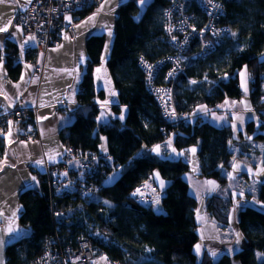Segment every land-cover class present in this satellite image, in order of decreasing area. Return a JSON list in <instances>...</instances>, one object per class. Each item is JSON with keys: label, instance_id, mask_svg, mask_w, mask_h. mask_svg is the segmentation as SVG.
<instances>
[{"label": "trees", "instance_id": "trees-1", "mask_svg": "<svg viewBox=\"0 0 264 264\" xmlns=\"http://www.w3.org/2000/svg\"><path fill=\"white\" fill-rule=\"evenodd\" d=\"M139 2L127 0L118 7L114 39L106 60L118 104L127 108L124 120L116 118L108 124L97 123L100 107L96 99L104 95L103 91L95 89L93 70L101 61L104 37L92 35L86 41L88 59L76 96L77 104L70 110L74 119L59 132L65 148L80 152H99L101 136H104L105 153L111 155L119 167V176L108 182L110 170L95 174L97 182L102 184L90 198H83L76 190L50 194L44 178L40 179L39 189L22 191L18 197L22 207L19 222L29 228L30 233L6 245L5 264H31L50 240L58 239L63 245L76 246V236L86 233L97 253H104L119 264H264V211L251 206L240 210L237 222L247 242L245 247L216 260L207 253L198 256L194 252L200 234L195 220L197 200L190 195L183 177L190 170L189 164L182 159L159 158L151 152V147L170 135L179 150L199 144L197 176L213 178L225 185L224 171L231 168V130L201 119L180 123L164 119L156 98L146 89V73L138 59L153 63L175 52L164 35V11L169 1L150 0L141 13ZM218 2L225 8L220 22L228 26L231 33L216 43L205 58L190 59L185 74L174 83L176 110L181 115H190L198 106L211 110L225 99L238 100L242 95L238 71L245 66L249 75L247 95L263 127L264 0ZM96 7L82 8L75 15L82 18ZM199 14L203 22L205 17ZM9 47H5L8 50L5 65L8 77L15 80L20 64L13 61L15 55ZM198 47L199 43L193 40L189 52ZM32 54L33 49H30L28 59H32ZM167 68L165 65L159 70L156 83L163 82ZM233 71H237L234 78L227 82L219 80L218 84L192 85L186 79L199 80L206 76L218 79ZM118 109V105L112 106L115 112ZM17 123L22 128L27 126V122ZM253 125L252 121L248 122L247 130ZM254 137L264 138L260 133ZM155 169L168 181L160 199L163 212H156L153 204L143 207L130 197V192L144 183L156 187L152 178ZM257 198L264 202V183L258 186ZM231 205L228 195L212 194L206 199L207 212L222 227L228 225ZM55 212L62 215L58 221L54 218ZM83 219L88 220L91 231L84 229Z\"/></svg>", "mask_w": 264, "mask_h": 264}, {"label": "crops", "instance_id": "crops-1", "mask_svg": "<svg viewBox=\"0 0 264 264\" xmlns=\"http://www.w3.org/2000/svg\"><path fill=\"white\" fill-rule=\"evenodd\" d=\"M126 1L102 0L96 9L82 18H78L77 15L64 16L66 21L74 23L75 36L65 34L59 44L49 46L45 56L34 53L31 55L32 59H28L27 55L33 48L34 39L30 36H23L16 23V16L30 0H5L4 3H0V28H7V31L0 32V113L19 103L26 109L37 107L38 121L35 138L22 140L20 137L25 128L20 127L17 122H11L0 141V250L3 252L7 244L28 236L30 233L29 228L19 222L22 208L18 199L19 194L27 189H39L40 180L36 174L43 171L46 162H58L63 156L65 146L60 139L59 132L70 125L74 119L70 110L77 104L76 96L88 59L86 41L89 36L104 37L101 61L93 70L95 89L103 91L104 95L102 99H96L100 107L97 123L108 124L116 118L120 121L124 120L127 108L125 105L118 104L117 90L106 60L114 39L118 7ZM8 45L11 47L9 50L15 55L13 61L20 64L19 75L15 80L8 77L5 65L8 53L5 47ZM42 64V70L39 71L38 68ZM114 105L119 106L116 112L112 110ZM222 105H229L231 112H213L205 106H198L189 115L188 121L201 119L218 128L228 126L231 130V142L241 145L242 150L239 148L240 151L248 154L249 149L239 138L235 137L233 130L234 122L238 118L237 114L243 115L241 110L244 107L239 99H228ZM239 132L242 137L245 131L240 130ZM157 146H159L158 152L154 151ZM193 149L195 151H192ZM198 149L199 144L179 150L174 146L173 135H170L164 141L154 144L151 152L162 159H182L189 164V167L200 172ZM119 174V170L112 172L106 181L115 180ZM183 177L188 184L190 195L197 201L199 199L195 220L198 224L200 241L194 247V252L198 256L207 253L212 260H216L221 255H232L245 247L247 242L237 222L240 210L252 205H244L245 201L243 204L241 199H243V194L246 196L255 194L257 197L256 192L261 183L256 182V190L251 193L247 186L250 181L247 174L243 173L238 176V185L242 187L243 192H238V200L233 199L228 213V225L222 227L207 212L206 199L212 194H229L228 178L222 188L215 179L197 175L194 177L183 175ZM232 192H236L235 189H232ZM260 208L258 210L264 211V207ZM9 227L14 231L9 233L7 231ZM197 246H199V251H197Z\"/></svg>", "mask_w": 264, "mask_h": 264}, {"label": "built area", "instance_id": "built-area-1", "mask_svg": "<svg viewBox=\"0 0 264 264\" xmlns=\"http://www.w3.org/2000/svg\"><path fill=\"white\" fill-rule=\"evenodd\" d=\"M102 0H30L28 5L16 16L23 36L34 39L33 52L45 56L50 45H57L65 34L75 36L74 23L66 21L64 16L75 15L86 7H96ZM140 1V0H134ZM150 0H146L149 2ZM164 11V35L167 43L175 52L167 54L153 63H148L139 58L138 64L146 73V89L156 98L165 120L176 123L186 122L189 115H181L176 110V98L174 96V83L177 78L185 74L190 59L205 58L210 54L216 43L230 35V28L220 22L225 14V8L218 0H168ZM203 13L204 21L199 19ZM202 22V23H201ZM196 40L199 47L196 51L189 52L191 42ZM189 52V53H188ZM168 65L164 73L162 83H156L155 79L159 70ZM43 64L38 68L42 70ZM237 71L225 74L218 79L203 77L199 80L187 77L192 85L218 84V81L227 82L234 78ZM226 101L228 99H225ZM215 111L228 113L229 105L222 103ZM37 107L24 108L17 103L11 108L0 113V138L11 122H27V126L21 135L22 140L37 136ZM119 167L115 164L111 155L105 152L90 150L74 151L65 148L61 160L55 163H45L44 169L38 172L37 178L47 180L49 192L53 195L71 193L76 190L83 198H90L101 187L95 174H104L105 170L114 172ZM156 187L150 184H142L130 192L132 200L148 207L158 201ZM57 212L54 213V216ZM55 218V217H54ZM58 221V220H57ZM86 231H91L88 220L83 219ZM76 246L63 245L58 239L50 240L45 244L42 253L31 264H119L111 260L104 253H97L90 235L76 236Z\"/></svg>", "mask_w": 264, "mask_h": 264}, {"label": "rangeland", "instance_id": "rangeland-1", "mask_svg": "<svg viewBox=\"0 0 264 264\" xmlns=\"http://www.w3.org/2000/svg\"><path fill=\"white\" fill-rule=\"evenodd\" d=\"M145 7V3L141 5L139 2V9L140 11L143 10ZM241 73H246V87L247 91H245V88L241 86ZM248 80H249V75L247 73V70L245 66H243L239 71H238V84L241 89L242 95L239 98L241 105L244 107L241 110V114H237V117H241V119L235 120L234 122V133L235 137L239 138L241 142L244 143L245 147L249 149V153L246 154L245 151H240L239 148L242 150V146L239 144L235 143H229V148L230 152L232 153V158H231V168L229 170L224 171L222 168V171L226 173L227 178H228V189L229 194L228 196H231V200L233 203V199L238 200L237 195L239 194L238 192H243L242 187L238 185V176L242 175L243 173H246L249 182L247 184L249 191L252 193L255 188V183H264V163H263V158H264V138L263 139H258L255 138L254 136L258 133L262 134L264 136V126L260 127V120L256 117V114L252 110V105L251 101L247 95L248 92ZM226 102V100H224ZM223 101V102H224ZM243 116V117H242ZM243 119V120H242ZM248 121H253L254 125L253 127L248 131L246 128V123ZM245 131L244 135L241 137L239 131ZM237 146V147H235ZM99 150L100 151H105L106 150V140L104 136H101V143L99 145ZM118 173V172H117ZM199 172L197 169L190 167V170L184 175H190L193 176L197 175ZM111 175V174H110ZM110 175L108 177H110ZM107 177V178H108ZM152 178L154 179L155 185H156V193H158L159 200L153 203L152 207L156 212H163L164 209L161 205V197L163 196L165 192V187L168 183L167 180L163 179L161 175L159 174L158 170L155 169L152 173ZM213 179V178H211ZM216 182H218L216 180ZM148 184V183H144ZM221 185V184H220ZM222 186V185H221ZM223 188V186H222ZM232 189H235L236 192H232ZM224 194V192L222 191ZM221 193V194H222ZM257 194V192H256ZM224 194V196H227ZM247 200V201H246ZM245 201V204H244ZM199 202V199L197 203ZM241 203L244 205H252L251 207L261 209L260 207H264V202L259 200L255 194L246 196L243 194V199H241ZM105 204H108L105 202ZM108 206H110L108 204ZM256 208V209H257ZM263 211V210H260ZM27 228V227H26ZM5 256L4 252L0 250V264H5Z\"/></svg>", "mask_w": 264, "mask_h": 264}, {"label": "snow or ice", "instance_id": "snow-or-ice-1", "mask_svg": "<svg viewBox=\"0 0 264 264\" xmlns=\"http://www.w3.org/2000/svg\"><path fill=\"white\" fill-rule=\"evenodd\" d=\"M5 2V0H0V3H4ZM140 3H141V5H143L144 3H146V0H140ZM67 19V18H66ZM91 19V18H90ZM10 23V22H9ZM5 31H7V28L6 27H3V28H0V32H5ZM111 34V33H110ZM31 39V38H30ZM69 74H71V73H69ZM241 77H242V79H241V86L242 87H244L245 88V91H247V87H246V73H241ZM121 118H123V117H121ZM99 119V118H98ZM238 119H239V117H238ZM154 151H159V146H157L155 149H154ZM192 151H195V149H193ZM33 179H35L34 177H33ZM7 231L9 232V233H11V232H13L14 231V229H12L11 227H9L8 229H7ZM197 251H199V246H197Z\"/></svg>", "mask_w": 264, "mask_h": 264}, {"label": "water", "instance_id": "water-1", "mask_svg": "<svg viewBox=\"0 0 264 264\" xmlns=\"http://www.w3.org/2000/svg\"><path fill=\"white\" fill-rule=\"evenodd\" d=\"M62 218V215H56L55 216V220L57 221V220H59V219H61Z\"/></svg>", "mask_w": 264, "mask_h": 264}]
</instances>
